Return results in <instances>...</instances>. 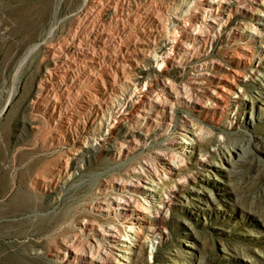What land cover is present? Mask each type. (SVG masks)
Listing matches in <instances>:
<instances>
[{"label": "rangeland", "instance_id": "374dc122", "mask_svg": "<svg viewBox=\"0 0 264 264\" xmlns=\"http://www.w3.org/2000/svg\"><path fill=\"white\" fill-rule=\"evenodd\" d=\"M201 1L0 0V264H121L105 253L111 225L141 231L143 264H264V0H244L210 35L184 11ZM168 40L170 60L151 64ZM166 85L182 100L139 118ZM220 85L240 98H217ZM99 102L123 119L105 136L114 149L94 153ZM184 124L203 151L177 138ZM163 159L180 162L160 185V217L98 209L108 195L135 198L133 172L160 175Z\"/></svg>", "mask_w": 264, "mask_h": 264}, {"label": "bare ground", "instance_id": "6f19581e", "mask_svg": "<svg viewBox=\"0 0 264 264\" xmlns=\"http://www.w3.org/2000/svg\"><path fill=\"white\" fill-rule=\"evenodd\" d=\"M119 1H122V0H119ZM243 1L244 0H205V1H201V8H198L199 10H201L200 12H197V10L193 11L194 4L196 2L195 3H188L187 6L184 5L185 7H187V10H184V11H186L188 13L192 12V14L194 15L193 17H195V19L197 21H200V23H201L200 25H197L198 29H200V28L205 29L206 32H208L207 35H210V34L217 33L222 28L223 24L227 21L229 15L233 11H235L236 9L237 10L244 9V7L246 5L244 7L242 6L243 5ZM257 2L261 3V0H257ZM261 11H262V9H261ZM122 13H121V15H122ZM263 13H264V11L262 13H260L261 17H264ZM176 14H178V13H176ZM184 14H185V12H184ZM256 33H257V31H256ZM207 35H202V34L200 35V34L197 33V34L194 35L192 41H194L197 44H199L198 42H200L202 40L200 37L203 36L204 40H205L208 37ZM173 41L168 40L167 42H165L159 48V51L157 52V54L155 53L156 55H154V56L152 55L153 57H151V60H150L151 62L150 63L151 64L155 63L158 66L160 64V61H162L164 59H169V48H170V46L174 45L175 42H173ZM246 57H248V56H246ZM88 61H89V59H88ZM91 63L94 64L96 62H95L94 59H92ZM205 63H207V62H205ZM205 66L207 67V65H205ZM206 67H205V69H203L204 68L203 67L202 70H200V71L201 72L208 71L207 68L209 66L207 68ZM146 72H148V69L146 70ZM205 73H207V72H205ZM143 74H144V76H141V77L138 78V80H137L138 83L139 82L142 83L141 80H145L147 78L145 76L146 75L148 76V74L147 73H143ZM253 74H254V72H253ZM201 75H205V74H201ZM113 79H114V77H113ZM113 79L107 78V79H105V81L103 80L104 83L106 82V85L108 84L111 87L112 90H113V88L115 89V87H116L114 85L116 83V81H114ZM248 79H250V78H248ZM117 83L119 84L118 81H117ZM125 83H127V82H125ZM118 84H116V85H118ZM260 85L261 86L259 88V92L263 93L264 92V83L260 84ZM166 86L164 88H162V89H164L167 92V97L165 98V100H161V101L156 102V105H154L150 109H148L146 107H142L140 109V114L138 115L139 118H141L142 120H144L146 122L147 121H153L154 122L160 117V114L166 115L168 113V109L173 107V106L171 107L170 104L175 103V102H177L179 100H182L180 98V96L176 92L173 91L172 87H168V86L166 87ZM248 86H250V85H248ZM103 90H104V88H103ZM246 91H248V90H246ZM178 93H180V92H178ZM215 96L217 98L221 99V100L222 99H226V98H230V97L236 98L237 100L240 98V96L236 95L235 92H233L232 90L231 91L227 90L226 88H223V86L219 87V92H217ZM131 98H132V96H130V99H129L130 101H131ZM250 100H252V99H250ZM123 102L124 103L122 105H124V106L128 105V100H126L125 98L123 99ZM96 107H97V115L101 116V120L97 124V127H98V130H99L100 134L97 137H94L92 139L91 145L88 146L87 148H89V150L91 149L92 152H94V153H101L104 150L114 149V147L112 148V147L108 146V144L106 143L107 142V140H106L107 138H105V136H106V133L109 131V129H114L115 125L117 123L120 124L122 115L120 114L121 112L116 111L115 108H112V107L111 108H109V107L105 108V106L103 104H101L100 102L97 104ZM96 107H95V109H96ZM181 131L182 132L177 133L176 136H177V138H180V137L184 138L182 143L185 144V145H189L190 146V147H187V149H191L192 150V152H190L191 154H193V152L195 150L203 151V149L205 147H207L208 143H205V141L202 140V138L199 137V133L197 132V130H196V128L194 126H192V125L189 126V125L184 124L181 127ZM134 137L131 138V139L128 138L129 139L128 141L129 142H135V143L140 141L139 139H135ZM180 139H182V138H180ZM175 143L178 144V142H175ZM225 155H226V153H225ZM212 156L214 157V155L211 154V157ZM228 156H229L230 159L228 158ZM224 157H226V160L228 162H230L231 159H232V154L228 153L227 156H224ZM163 161H164V166L165 167L164 168L162 167L163 168L162 174H160V175L152 174L150 172L151 168L149 170H146V169L138 170L140 172H138V171L133 172L134 173V176H133L134 177V181H132V182L130 181L131 183L129 184V190L132 192L133 195L137 196L138 194H141V195L144 194L152 201L151 203H149L147 201H145L143 203L139 202V201H137L138 199L135 200L136 196H135V198H133L134 196H132V198L131 197L127 198V197H125L123 195L119 196V194L115 195V196L108 195V197L106 199L102 200L99 203L98 209L101 212L105 213L106 215L114 214V215H117V216L126 217V219H128L127 217H132V218L135 217L137 219L138 212L142 211L143 209L144 210H148L149 212L147 211L148 213H146L147 214V219H146L147 223H150V220L152 218L160 217L161 212L159 211V209H163V207L156 205V202L158 201V195H159V192H160L159 191L160 185H164L165 183L169 182V180H172L173 177H169L168 175H170V176L171 175L172 176L175 175L177 173L176 170H178V166H179V165L176 164V161H178V160L170 161V160L163 159ZM178 162H180V161H178ZM204 162L207 165L211 164V166H215L214 163H208L205 160H204ZM223 164L224 163H222V165ZM208 176H210V175H208ZM134 201L136 202V205L134 204L135 206H133ZM146 206H148V207H146ZM142 220L145 221V219H142ZM117 230L118 229L114 225H111V226H107L106 228L103 229V231H101L102 232L101 235L103 236V240L102 241H104L106 243V245H105L106 246L105 247V253L107 254V256L109 255V256L114 257V258H116L118 260H121V264H143V262H144V255L143 254L144 253H143L142 250L144 249L143 248L144 247V240H143V234L140 233L141 231H139V230L136 231V228L134 226H131L129 228L127 227V232L126 233L124 232L125 234L122 235V234L118 233ZM144 236H145V234H144ZM82 259L85 262H87V263L90 262L88 257L85 256V255H83Z\"/></svg>", "mask_w": 264, "mask_h": 264}]
</instances>
